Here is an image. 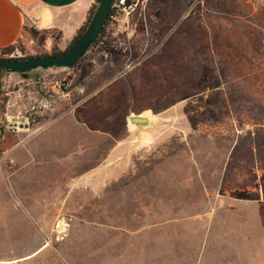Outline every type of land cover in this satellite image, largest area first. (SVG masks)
<instances>
[{
  "label": "rangeland",
  "instance_id": "1",
  "mask_svg": "<svg viewBox=\"0 0 264 264\" xmlns=\"http://www.w3.org/2000/svg\"><path fill=\"white\" fill-rule=\"evenodd\" d=\"M103 43L0 73L28 125L0 138V264H264V140L233 134L264 119V0H140Z\"/></svg>",
  "mask_w": 264,
  "mask_h": 264
},
{
  "label": "crops",
  "instance_id": "2",
  "mask_svg": "<svg viewBox=\"0 0 264 264\" xmlns=\"http://www.w3.org/2000/svg\"><path fill=\"white\" fill-rule=\"evenodd\" d=\"M94 3L95 0H0V50L16 45L27 26L59 34L56 37L59 45L67 47L87 22ZM125 21L115 35L125 31L132 37L136 19L132 15ZM5 77L4 74L2 79Z\"/></svg>",
  "mask_w": 264,
  "mask_h": 264
},
{
  "label": "water",
  "instance_id": "3",
  "mask_svg": "<svg viewBox=\"0 0 264 264\" xmlns=\"http://www.w3.org/2000/svg\"><path fill=\"white\" fill-rule=\"evenodd\" d=\"M116 0H101L86 30L77 42L64 54L32 57L29 59H0V71L20 74L27 78L36 70L65 69L74 67L90 50L100 36ZM132 123L147 127L149 121L143 117H133Z\"/></svg>",
  "mask_w": 264,
  "mask_h": 264
},
{
  "label": "trees",
  "instance_id": "4",
  "mask_svg": "<svg viewBox=\"0 0 264 264\" xmlns=\"http://www.w3.org/2000/svg\"><path fill=\"white\" fill-rule=\"evenodd\" d=\"M101 0H95L94 5L92 6V8L90 9L89 12V16L87 19V22L85 23V25L80 29V31L78 32L77 36L74 38V40L67 46V48L63 51H53L50 54H38L35 56H27V57H19V58H13L11 55L14 52L15 48L17 47V45H19L20 42H18L16 45L4 48L0 50V59H29L32 57H42V56H49V55H61L64 54L65 52H67L76 42L77 40L80 38V36L84 33V31L86 30L89 22L91 21L99 3ZM114 14V9L111 10L110 16L100 34V36L98 37V40L95 42V44L92 47L95 46H99L101 44H105L103 43V38L106 36V31L108 29V26L110 25V22L112 21V16ZM25 31H28L34 39H37L39 43L43 44L46 41L47 35L49 34V32L47 31H38L34 28H28L25 27ZM54 36H60L59 34L57 35L56 33L53 34ZM20 47L22 48V46L20 45ZM23 49V48H22ZM34 72V71H32ZM0 73H6L4 71H0ZM7 74V73H6ZM261 125H259L260 127L258 129H256L255 131L252 129H248L246 130V136L244 135V129H238L235 128L233 129V134L234 136H236V138H241V137H245L247 140H251L253 147H251V150L254 151L255 148H259L258 147V142L263 139L264 140V119H261L260 121ZM246 125L250 124V122H244ZM241 131L240 133H237ZM237 154V150L234 148L233 151L230 153V160ZM251 165L248 167V169L250 171H253L254 173L256 172L255 176H258L259 172H262L264 174V159H260V158H255V154H253V158L251 159Z\"/></svg>",
  "mask_w": 264,
  "mask_h": 264
},
{
  "label": "built area",
  "instance_id": "5",
  "mask_svg": "<svg viewBox=\"0 0 264 264\" xmlns=\"http://www.w3.org/2000/svg\"><path fill=\"white\" fill-rule=\"evenodd\" d=\"M137 6L138 0H116L112 8L114 9V14L111 18L116 19L120 15H130ZM11 56L19 58L22 53L15 49ZM12 94L0 80V138L8 131L18 132L28 128V125H25V121L20 115L10 120L9 111L12 107L17 106V102L12 100ZM18 96L21 97L20 94ZM19 108V111H21V106Z\"/></svg>",
  "mask_w": 264,
  "mask_h": 264
},
{
  "label": "bare ground",
  "instance_id": "6",
  "mask_svg": "<svg viewBox=\"0 0 264 264\" xmlns=\"http://www.w3.org/2000/svg\"><path fill=\"white\" fill-rule=\"evenodd\" d=\"M131 126H133V125H131ZM62 224V223H61ZM60 229H61V231L64 229V225L62 226V227H60Z\"/></svg>",
  "mask_w": 264,
  "mask_h": 264
}]
</instances>
